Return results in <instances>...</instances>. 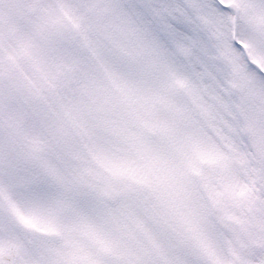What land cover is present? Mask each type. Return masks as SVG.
<instances>
[{
  "label": "snow or ice",
  "instance_id": "obj_1",
  "mask_svg": "<svg viewBox=\"0 0 264 264\" xmlns=\"http://www.w3.org/2000/svg\"><path fill=\"white\" fill-rule=\"evenodd\" d=\"M0 264H264V0H0Z\"/></svg>",
  "mask_w": 264,
  "mask_h": 264
}]
</instances>
